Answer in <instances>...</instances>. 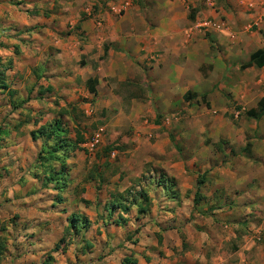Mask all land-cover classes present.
<instances>
[{"label":"crops","instance_id":"1","mask_svg":"<svg viewBox=\"0 0 264 264\" xmlns=\"http://www.w3.org/2000/svg\"><path fill=\"white\" fill-rule=\"evenodd\" d=\"M263 2L132 1L121 12V6L112 3L106 8L99 4L93 12L87 7L76 19L85 41L79 51L81 65L73 78L70 72L63 77L68 82L63 86L78 91L76 98L93 104L101 136L106 131L116 141L114 135L120 134L116 131L124 128L132 134L131 141L143 145L132 152L135 159L147 162L161 171L158 177H164L160 183L158 179L145 183L151 206L148 214L135 217L148 222L142 223L137 235L162 238L167 248L171 240L177 247L186 234L190 243L197 241L196 257L207 263L204 250L216 263L220 250L233 242L236 264H264V126L260 121L264 115L251 122L235 121L240 112L255 108L264 98L259 84L264 66L243 67L253 52L264 51ZM204 20L221 23V29H198ZM90 78L97 81L95 96L85 88ZM67 93L74 95L70 89ZM70 99L58 110L63 122L75 125ZM172 144L190 155L183 156ZM233 144L239 150L249 145L250 152L239 151L234 158ZM237 159L246 162L234 167L231 161ZM139 170L143 172V164ZM197 180L202 182L198 188ZM168 188L175 192L173 198ZM107 199L91 201L93 222L80 215L91 225L95 222L96 229L105 224L98 216ZM251 209L260 226L248 236L242 225L253 216L242 212ZM120 214L130 219V214ZM77 250L88 255L93 249ZM130 255L141 264L135 250ZM183 256V261L174 258L171 264H190L192 253ZM163 264L168 263L163 260Z\"/></svg>","mask_w":264,"mask_h":264},{"label":"rangeland","instance_id":"2","mask_svg":"<svg viewBox=\"0 0 264 264\" xmlns=\"http://www.w3.org/2000/svg\"><path fill=\"white\" fill-rule=\"evenodd\" d=\"M126 1L0 0V45H4L0 46V58L4 64L10 63L5 81L8 87L0 89V233L5 228L7 240L6 252L0 264H121L123 257L134 250L141 264H163V260L171 264L174 258L183 261V255L187 252L192 253V258L188 259L190 264L238 262V258L232 260L235 249L233 242H228L220 250L215 257L216 263L210 262L212 254L204 250L206 260L209 258L207 263L205 259L200 261V257H196L199 250L194 243L197 241L190 243L192 240L186 234H183L177 247L171 240L167 248L162 238L159 241L157 236L147 233L139 237L137 234L142 230V223L148 222L135 219V208L131 210L132 213L130 211L128 224L122 228L113 224L122 215L115 211L108 219L101 205L98 217L105 224L96 229L95 222L90 223L80 235H74L67 229L65 217L74 214L88 218L95 216V211L89 206L96 197L103 201L125 190L126 195L130 196L141 187H146V182L152 183L158 179L161 172L155 171L147 162L135 159L132 152L143 145L131 141L132 134L124 128L116 131L120 133L114 135L116 141L112 140L110 133H102V141L90 151L87 144L99 128L95 120L98 113L94 112L90 100L76 98L78 91H73L71 86H63L68 83L63 78L64 73H72L73 78L75 69H79L82 62L79 51L85 41L76 22L77 16L87 7L93 12L99 8V4L106 8L109 7L107 3L123 6ZM132 1L144 4L147 0ZM63 87L65 91H62ZM69 89L74 95L67 93ZM68 99L74 105L72 115L78 122L75 125L71 121L66 122L69 137L75 141L79 133L84 143L67 153V186L61 192L63 202L56 203L57 191L51 185L45 186L42 179L34 175L42 169L39 156L42 141L31 140L30 131L60 117L58 109ZM87 106L89 114L86 113ZM245 113L240 112L235 121L251 122L252 118ZM260 121L264 126V116ZM19 122L22 125L16 129ZM191 146L188 145V150H191ZM217 148L223 149L221 146ZM182 150V147L177 148L183 156L190 155L189 151L185 153ZM239 151L250 152L249 145L239 150L233 144L234 158ZM184 162H188L187 159ZM241 162L246 161L237 159L232 160L231 164L235 167ZM50 163L61 166L54 160ZM206 163L202 162L200 167ZM142 164L143 172L140 173ZM146 190L149 189L146 187ZM253 212V209L248 213L243 211L242 215ZM251 216L253 218L244 220L248 224L242 225L248 236L253 235L260 226L256 216ZM86 242L91 243L93 250H89L88 255H80L77 248L86 249Z\"/></svg>","mask_w":264,"mask_h":264},{"label":"trees","instance_id":"3","mask_svg":"<svg viewBox=\"0 0 264 264\" xmlns=\"http://www.w3.org/2000/svg\"><path fill=\"white\" fill-rule=\"evenodd\" d=\"M3 47L4 45H0ZM17 48V47H16ZM10 63H2L0 58V89H7L6 81V72L10 70ZM255 66L257 68H261L264 66V51L256 50L250 55L249 62L243 65V67H251ZM96 79L90 78L85 82V88L87 92L93 96L96 95ZM74 109V108H73ZM62 114V113H61ZM246 116L255 120L260 119L264 115V98H262L255 108H252L246 111ZM62 116V115H61ZM76 120V119H75ZM22 125L21 122L16 124V129H18ZM31 140L38 141L41 140V147L39 151V156L41 158V170L37 173H34L35 177H40L42 179L43 184L45 186H50L51 188L57 191L56 194V203L63 202L61 192L63 188L67 186V177L68 173L65 170V159L67 158V153L70 149L75 148L77 145L84 143V139L79 135L76 137L75 141L69 137V129L66 126V123L61 120V117H57L56 119L50 121L48 124L42 125L38 129H33L30 131ZM54 160L56 163H60V167H56L51 164L50 161ZM100 176V175H99ZM163 175H159L158 182L162 180ZM201 181L197 180V188L200 187ZM170 187V186H169ZM168 188V194H171L173 198L175 195L174 191ZM125 192V193H124ZM127 190L123 191L121 194L108 196L107 203L105 206V211L107 213L108 219L111 218V215L118 211V213H123L125 215L130 214V211L135 208L136 216L141 217L145 216L150 211L151 199L148 191L141 187L139 191L132 195H126ZM198 193L195 194V201L197 202ZM69 218V222L67 225L68 231L71 230L74 235H80L82 230H86L88 226V222L85 217L79 215H71ZM128 218H124L122 216H118L116 220L113 221L118 227H123ZM107 224V223H106ZM66 229V230H67ZM6 229H1L0 233V261L3 258L4 253L6 252V237L4 235V231ZM84 242V240H83ZM86 249L84 251L91 248V244L85 243ZM121 264H138L137 259L133 257V255L125 256L121 260Z\"/></svg>","mask_w":264,"mask_h":264},{"label":"built area","instance_id":"4","mask_svg":"<svg viewBox=\"0 0 264 264\" xmlns=\"http://www.w3.org/2000/svg\"><path fill=\"white\" fill-rule=\"evenodd\" d=\"M128 2H125L123 3V6L121 5V8L119 9L118 12H121V11H124V9L128 6ZM262 8L264 10V2L262 3ZM198 29L200 30H204L205 32L208 31V29H216V30H219L221 29V23H216L214 21H211V20H204V21H201L198 23V26H197ZM259 84L261 86L264 87V75L261 77V79L259 80ZM100 132H96L91 140L88 142L87 144V148L91 151L94 147L97 146V144H99L100 142Z\"/></svg>","mask_w":264,"mask_h":264}]
</instances>
